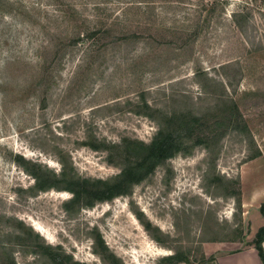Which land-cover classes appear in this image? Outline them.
Wrapping results in <instances>:
<instances>
[{"label": "rangeland", "instance_id": "obj_1", "mask_svg": "<svg viewBox=\"0 0 264 264\" xmlns=\"http://www.w3.org/2000/svg\"><path fill=\"white\" fill-rule=\"evenodd\" d=\"M185 110L208 145L93 207L19 161L113 181L125 139ZM263 203L264 0H0V264H52L38 242L77 264H262Z\"/></svg>", "mask_w": 264, "mask_h": 264}, {"label": "trees", "instance_id": "obj_2", "mask_svg": "<svg viewBox=\"0 0 264 264\" xmlns=\"http://www.w3.org/2000/svg\"><path fill=\"white\" fill-rule=\"evenodd\" d=\"M232 109L239 113L236 105H233ZM241 121L238 118L237 120L232 118L230 128L249 133L248 126L245 122L241 125ZM201 122L200 116L190 110L170 112L159 120V130L150 143L125 139L119 156L123 160L124 166L120 175L113 181L74 177L65 170L57 175L43 169L41 165L33 164L31 168H28L29 163L27 161L25 162L22 158L19 161L35 179L38 190L47 192L55 189L66 191L72 195L65 206L66 211H70L73 206L78 205L80 207L81 204L86 207H93L98 202L110 201L118 196L129 194L136 184L148 178L158 166L177 154H191V149L193 150L198 145H208V141L212 136H215L216 131L215 133L212 132V127L210 126L208 129V126L205 136H197V130L203 127ZM238 205L240 207L239 201ZM261 213L264 217V203L261 206ZM95 241L97 247L104 253H108L109 249L100 234L96 235ZM263 244L264 227L258 230L254 240V246L262 264H264ZM38 249L40 254L52 264H77L72 262L70 256H66L49 245L38 242ZM110 255L111 264H119V259L112 254ZM189 262V258L178 253L161 260L163 264Z\"/></svg>", "mask_w": 264, "mask_h": 264}]
</instances>
